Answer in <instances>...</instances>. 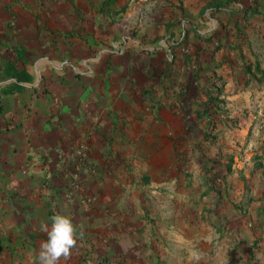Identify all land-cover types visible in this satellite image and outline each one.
<instances>
[{
    "label": "crops",
    "instance_id": "obj_1",
    "mask_svg": "<svg viewBox=\"0 0 264 264\" xmlns=\"http://www.w3.org/2000/svg\"><path fill=\"white\" fill-rule=\"evenodd\" d=\"M56 214L61 264H264V0H0V264Z\"/></svg>",
    "mask_w": 264,
    "mask_h": 264
},
{
    "label": "clouds",
    "instance_id": "obj_2",
    "mask_svg": "<svg viewBox=\"0 0 264 264\" xmlns=\"http://www.w3.org/2000/svg\"><path fill=\"white\" fill-rule=\"evenodd\" d=\"M51 227L44 226L48 239L42 243L39 252L41 264H61L67 261L72 255L73 249L78 244L77 229L70 217L56 214L52 218ZM257 259H262L261 254Z\"/></svg>",
    "mask_w": 264,
    "mask_h": 264
},
{
    "label": "built area",
    "instance_id": "obj_3",
    "mask_svg": "<svg viewBox=\"0 0 264 264\" xmlns=\"http://www.w3.org/2000/svg\"><path fill=\"white\" fill-rule=\"evenodd\" d=\"M78 154L79 155H83L84 154V147L81 146L79 149H78ZM220 177V176H219Z\"/></svg>",
    "mask_w": 264,
    "mask_h": 264
}]
</instances>
